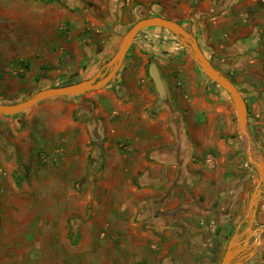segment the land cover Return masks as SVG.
<instances>
[{"label":"crops","instance_id":"1","mask_svg":"<svg viewBox=\"0 0 264 264\" xmlns=\"http://www.w3.org/2000/svg\"><path fill=\"white\" fill-rule=\"evenodd\" d=\"M46 5L33 50L0 67V102L91 77L116 50L125 17L162 15L192 31L239 89L254 149L264 158V0ZM152 32L136 35L108 84L44 99L28 113L0 114V171L4 154L16 156L29 134L59 155L58 177L94 174L80 186V206L85 196L92 217L78 225L75 264H219L230 236L244 227L258 176L243 159L233 103L178 47L153 41ZM255 224L264 226V196ZM260 248L244 264H264Z\"/></svg>","mask_w":264,"mask_h":264},{"label":"rangeland","instance_id":"2","mask_svg":"<svg viewBox=\"0 0 264 264\" xmlns=\"http://www.w3.org/2000/svg\"><path fill=\"white\" fill-rule=\"evenodd\" d=\"M17 1L0 0V67L13 64L18 54L30 53L35 45L34 39L44 30V10L48 9L49 0ZM16 4L19 16L18 12L11 11ZM138 18L125 17L123 30L126 31ZM144 31H153V41L178 47L177 51H182L184 57L200 69L171 32L159 27ZM101 66L94 69L99 70ZM28 111L31 110L23 113ZM51 148L41 137L28 134L24 143H20L16 156H3V170L0 171V264H75L73 256L78 242V225L92 217L85 196L82 207L79 201L82 195L80 186L88 174L77 178L58 177L59 155H51ZM53 157L57 158L56 161L52 160ZM94 168L101 170V165L97 167L94 163ZM93 175H88V179L95 181ZM97 215L95 212L94 217ZM244 225L245 221L242 227Z\"/></svg>","mask_w":264,"mask_h":264},{"label":"water","instance_id":"3","mask_svg":"<svg viewBox=\"0 0 264 264\" xmlns=\"http://www.w3.org/2000/svg\"><path fill=\"white\" fill-rule=\"evenodd\" d=\"M150 27H159L171 32L187 49L201 71L211 81L216 82L224 89L233 103L236 111L239 133L242 135L244 141L245 160L255 169L258 180L252 188L248 198L243 220L245 221V225L241 230L235 231L230 236L219 264H244L255 256L257 251L264 244V226L254 225L258 202L264 196V158L254 149L252 137L247 128V106L241 92L230 78L217 69L204 54L196 35L177 21L162 15L142 16L138 18L121 35L118 46L112 56L103 64L101 69L91 77L64 85L41 88L29 97L16 102H0V114L16 115L31 108L44 99L62 96H78L108 84L119 70L125 54L136 35L141 30ZM150 74L155 81L160 97L163 98L165 90L153 63L151 64Z\"/></svg>","mask_w":264,"mask_h":264}]
</instances>
